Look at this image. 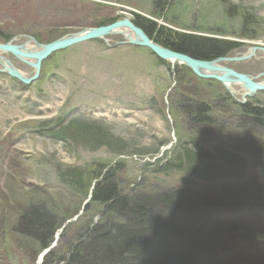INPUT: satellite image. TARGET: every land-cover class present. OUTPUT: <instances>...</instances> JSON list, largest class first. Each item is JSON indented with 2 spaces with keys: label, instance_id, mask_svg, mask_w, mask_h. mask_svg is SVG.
I'll list each match as a JSON object with an SVG mask.
<instances>
[{
  "label": "rangeland",
  "instance_id": "obj_1",
  "mask_svg": "<svg viewBox=\"0 0 264 264\" xmlns=\"http://www.w3.org/2000/svg\"><path fill=\"white\" fill-rule=\"evenodd\" d=\"M135 15L174 33L240 43L228 57L244 56L254 47L264 49V0H0V43L14 41L36 48L30 39L47 45L111 21H133ZM0 58L9 60L22 76L35 77V69L15 55L4 53ZM223 66L255 82L264 81L262 51L247 61ZM232 87L243 91L240 85ZM235 95L222 83L198 78L187 66L163 61L122 35L52 54L29 84L0 66V264H39L46 257L70 264L75 245L89 241L91 230L104 221L106 207L90 199L96 176L102 179L109 174L110 182L130 201L186 188L196 193L218 189L229 196L225 202L237 200L235 211L224 203L227 208L209 210L208 216L249 233L244 240L230 232L222 235L225 243L237 248L247 243L256 255L244 251L259 264L264 242L255 243L247 229L264 222V187L262 200L248 192L250 200L238 198L236 193L259 183L260 172L249 147L250 141L264 143V131L245 119L252 117L242 113V107L263 110L264 92L245 98ZM201 103L210 107L216 129L196 128L191 121L190 107ZM73 121L86 123L100 140L57 138L61 125ZM192 141L201 143L209 154L189 162L186 154L196 155L197 150ZM219 150L246 161L242 181L217 178L215 167L221 164L214 158ZM71 175L82 179L81 187ZM245 202L260 208H244L240 204ZM28 206L53 217L50 247L16 233ZM111 217L107 224L115 220ZM200 217L208 219L204 214ZM258 235L264 238V229ZM222 247L219 238L211 244L218 261L239 264L231 250L221 257Z\"/></svg>",
  "mask_w": 264,
  "mask_h": 264
},
{
  "label": "trees",
  "instance_id": "obj_2",
  "mask_svg": "<svg viewBox=\"0 0 264 264\" xmlns=\"http://www.w3.org/2000/svg\"><path fill=\"white\" fill-rule=\"evenodd\" d=\"M114 22L111 21L109 24ZM133 22L153 42L197 60L213 61L226 57L240 48V43L234 41L174 33L158 26L154 21L138 15H135ZM248 24L247 18H245L244 26ZM243 112L248 117H252H246V120L253 122L255 126L264 131V109L261 110L246 105L242 107ZM188 114L193 117L191 121L196 128L204 126L217 128L215 125L217 121L211 118L209 115L211 114L210 107L205 103L194 104L190 107ZM61 126L56 136L59 139L62 136H68L74 142L88 138L100 140L89 131L86 123L73 121ZM250 142V156L254 158L256 170L257 173L260 172V177L257 186L252 184L246 186L244 191L242 189L237 190L238 198H241L239 196H246V200H250V197L245 194L246 192L257 199L263 198L261 191H263L262 187H264V143ZM192 144L197 150L195 152L196 155L192 153L186 154L189 162H192L196 157L209 154L208 151L203 150L204 147L201 143L192 141ZM217 152L218 157L214 158V160L221 164L218 168L215 167L220 174L217 178L225 176V178H229L232 181H242L246 177V161L240 156L227 151L219 150ZM221 166H224V168H220ZM96 177L98 179H96L97 181L91 191V202L106 207L105 218L104 221L102 220L99 225H96L91 230L88 236L89 241L84 240L75 245L68 263L229 264L218 261L217 251L211 248L212 242L219 238L223 243L221 257H226L223 255L226 254L225 251L231 250L234 252V261L237 263L256 264V261L250 258L247 251H244V249H248L253 255H256V253L252 252L253 248H248L247 243L239 245L240 248H237L235 246L237 244L232 242L227 244L222 235L230 232V234L238 235L240 239L244 240V236H248L249 233H245L244 229L232 224L215 223L212 221L213 215L211 219L209 218V210L227 208L226 204H229L233 211L239 207L237 200L225 202L224 200H227L229 196L227 194L222 196L218 189L215 191L203 190L197 193L193 188H186L182 191L176 189L171 191L162 190L155 196L146 197L141 201H130L128 197L120 194V190L114 183L110 182L113 178L112 175L110 177L109 174L102 179H99V175ZM71 178L76 185L80 186L81 178L79 179L75 175H71ZM193 186L198 185L196 183ZM176 192H179L181 196L183 195V199L177 198L180 194ZM228 192L231 193L229 189ZM181 200H185L184 202L187 203L181 202ZM240 205L244 208H260L258 205L250 206L249 202L241 203ZM189 214L191 216L188 218L189 221H187L186 218ZM203 214L208 218L207 221L201 220L200 216ZM111 215L115 220L111 224H107V218L111 217ZM20 217L19 223L15 226L16 230H18L16 233L39 241L44 248L50 247L54 238L53 234L51 235L54 229L53 217L44 209L38 207L29 208ZM233 221L237 222L239 220L234 217ZM253 228L254 230L252 228L247 229L250 232V238L256 239L255 243L264 242V238L258 235V230L264 229V222L259 221L258 225ZM61 261L58 258L51 259V257H46L43 264H59ZM259 264H264V258L261 259Z\"/></svg>",
  "mask_w": 264,
  "mask_h": 264
},
{
  "label": "water",
  "instance_id": "obj_3",
  "mask_svg": "<svg viewBox=\"0 0 264 264\" xmlns=\"http://www.w3.org/2000/svg\"><path fill=\"white\" fill-rule=\"evenodd\" d=\"M121 29L130 30L139 39L138 44L131 41L129 43L139 45L140 47L150 50L156 57H158L163 61L178 62L179 64L187 66L189 69H191L194 75H196L201 79L218 81L223 85H225L226 88H228L227 85L231 84L234 78L236 84H239L242 87V89L244 88L249 92V95L247 96H251L252 94L259 91L264 92V85L262 83L255 82L254 78L244 74H240L230 68L220 67L217 65L218 63L225 60H232L233 62L247 61L252 57H254L257 51L264 52V49L260 47L251 48L250 49L251 52L249 50L248 54L241 57L231 58L227 56L213 61L197 60L190 56L176 53L168 48H164L161 45L153 42L150 39V37L140 27L136 26L135 23L128 18L118 20L110 25L99 26L97 28L84 30L77 34L68 35L47 45H40L34 39H30L36 45L37 51L25 52L21 48L26 45H22V46L14 45L13 44L14 41H10L6 44L0 43V51L4 53L13 54L20 59H33L36 61V63L32 65V67L35 69L36 75L35 77L27 81L20 76L19 71L14 69V67L12 66L9 60L0 58V61L3 60L5 62V65L10 67L9 71L6 70L5 68L4 71H7L9 74L16 76L20 80L24 81L26 84H29L39 76L43 61L49 58L52 54L62 50H66L68 48H71L79 44L100 40L106 38L107 36L119 34L115 32ZM221 71H223V73L219 74V72ZM50 250L51 249H49L48 252ZM43 261H44L43 258L42 260L40 258L39 264H42Z\"/></svg>",
  "mask_w": 264,
  "mask_h": 264
},
{
  "label": "bare ground",
  "instance_id": "obj_4",
  "mask_svg": "<svg viewBox=\"0 0 264 264\" xmlns=\"http://www.w3.org/2000/svg\"><path fill=\"white\" fill-rule=\"evenodd\" d=\"M115 33H119V34H114V35H122V36H124V38H126L127 39V41H131V42H134V43H136V44H138L139 43V39L136 37V35H134V33L133 32H131L130 30H128V29H121V30H118L117 32H115ZM29 41V40H28ZM28 43H30V42H28ZM33 43V42H32ZM23 51H25V52H31V51H37V49L35 48V47H33V46H30V45H27V46H23L22 48H21ZM2 54H4V52H2V51H0V55H2ZM232 58V57H231ZM22 63H25L26 65H28V66H30V67H32V65L33 64H35L36 63V61L35 60H33V59H20V58H18ZM32 61V62H31ZM235 63V62H233L232 60H225V61H222V62H220V63H218L217 65L218 66H220V67H224L223 66V64L224 63ZM171 63H173V62H171ZM0 66H2V67H4L6 70H10V67L9 66H6L5 65V62L3 61V60H1L0 61ZM33 68V67H32ZM228 68V67H227ZM34 69V68H33ZM223 73V71H221V72H219V74H222ZM20 76L24 79V80H29V77H26V76H22L21 74H20ZM199 78V77H198ZM236 81H235V79L233 78V81H232V83L231 84H226L227 85V87H228V91L231 93V94H233V95H235V94H239L241 97H247V95H249V92L246 90V89H244L243 88V91L242 92H240V91H237V90H235L233 87H232V85H239V84H236L235 83ZM260 83H262L263 85H264V81H262V82H260ZM238 95V96H239ZM236 96V95H235ZM234 113V112H233Z\"/></svg>",
  "mask_w": 264,
  "mask_h": 264
},
{
  "label": "flooded vegetation",
  "instance_id": "obj_5",
  "mask_svg": "<svg viewBox=\"0 0 264 264\" xmlns=\"http://www.w3.org/2000/svg\"><path fill=\"white\" fill-rule=\"evenodd\" d=\"M233 69V68H232Z\"/></svg>",
  "mask_w": 264,
  "mask_h": 264
}]
</instances>
